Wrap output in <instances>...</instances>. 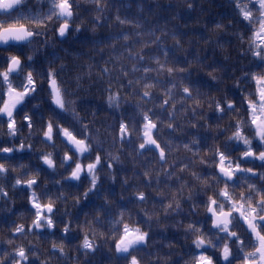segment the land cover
<instances>
[{
	"label": "clouds",
	"instance_id": "1",
	"mask_svg": "<svg viewBox=\"0 0 264 264\" xmlns=\"http://www.w3.org/2000/svg\"><path fill=\"white\" fill-rule=\"evenodd\" d=\"M0 264H264V0H0Z\"/></svg>",
	"mask_w": 264,
	"mask_h": 264
}]
</instances>
